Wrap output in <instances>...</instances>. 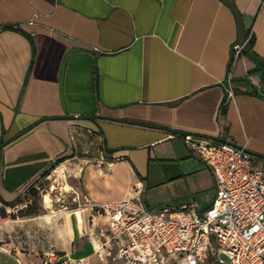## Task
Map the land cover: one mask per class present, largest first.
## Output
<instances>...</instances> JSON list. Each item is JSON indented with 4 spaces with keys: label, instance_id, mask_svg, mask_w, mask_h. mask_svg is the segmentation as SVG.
Returning a JSON list of instances; mask_svg holds the SVG:
<instances>
[{
    "label": "crops",
    "instance_id": "crops-1",
    "mask_svg": "<svg viewBox=\"0 0 264 264\" xmlns=\"http://www.w3.org/2000/svg\"><path fill=\"white\" fill-rule=\"evenodd\" d=\"M231 1L264 57V0ZM237 36L221 0H0V264H21V253L43 264L52 250L75 257L86 244L93 251L78 257L92 264L99 239L88 235H97V218L106 222L94 206L133 196L139 185L145 202L154 162L179 165L173 174L161 169L160 183L189 182L192 196L174 195L172 207L207 210L216 176L184 133L246 143L264 173V63L245 52L231 63ZM229 71L234 99L225 91ZM62 157L86 206L6 215ZM206 173L214 192L200 208L191 178ZM22 223L27 231L2 230ZM20 235L35 242L21 245Z\"/></svg>",
    "mask_w": 264,
    "mask_h": 264
},
{
    "label": "built area",
    "instance_id": "built-area-1",
    "mask_svg": "<svg viewBox=\"0 0 264 264\" xmlns=\"http://www.w3.org/2000/svg\"><path fill=\"white\" fill-rule=\"evenodd\" d=\"M247 41L255 39L249 28ZM231 63L243 53L232 45ZM225 91L234 99L229 71ZM185 144L214 172L217 191L211 206L195 204L149 209L142 185L135 195L102 202L94 209L106 216L98 230L97 254L102 264H264V173L253 165L246 143L181 135ZM104 154L101 152V159ZM45 264H91L88 257H73L52 250Z\"/></svg>",
    "mask_w": 264,
    "mask_h": 264
},
{
    "label": "rangeland",
    "instance_id": "rangeland-1",
    "mask_svg": "<svg viewBox=\"0 0 264 264\" xmlns=\"http://www.w3.org/2000/svg\"><path fill=\"white\" fill-rule=\"evenodd\" d=\"M178 167L179 165L175 163L161 165L160 167L158 165V162H154L151 167L152 174L154 176L152 177V181H150V185L147 188L148 194H146L145 196V198H147L145 202L149 209L158 210L166 206H175L176 202L173 198L174 195L177 196L181 193L189 196L191 195L189 193V182L185 179L186 177H180L178 180L175 179L174 181L177 182H173L169 185L160 183L162 182L159 179L161 178V169L162 171L164 170L165 172L173 174L178 171ZM194 175L195 176H192L191 178V183L195 188L193 190H195V192L196 190L198 191L197 194L194 195L196 196L197 202L201 206L200 208H206L210 204V200L212 199V195L214 192L213 189L204 187L206 186V184H208V180L210 179L209 173ZM75 177L74 165L71 166L69 164H66V162H56L50 168L47 174L39 175L22 190L17 202L11 204L10 208L7 209L6 215H22L31 211H34L36 213H44L47 212V210L56 209L70 212L72 210H80L81 208H84L86 206V200L83 197L82 193L78 190ZM158 180H160L159 183L157 182ZM46 195L49 198L47 202H45ZM99 218H97L96 220L98 226H96V228H98V230L105 225L102 217ZM28 227H30V223H22L19 224L18 227H16L15 225H9L2 228V230L16 232L22 230L27 231ZM40 233L44 232L42 231ZM88 237H92L93 240L95 239V241L98 242L97 235L95 233L93 235H88ZM32 238L33 236L25 238L23 235H20L19 242L21 245L27 246L35 242V240H33ZM36 238H38V236H36L35 239ZM83 243H88L87 236ZM96 245L98 246L97 243ZM84 248L85 251H83V249L75 251V257L82 256L88 253L90 254L93 251V248L92 246H90V244H86ZM20 258L21 264H35L33 260H35L36 257L34 256L30 257L26 256L25 253H21ZM103 259L104 258L100 257L98 254H91L92 264H100L101 261L103 262ZM45 260L46 258H44V261ZM43 264H45V262H43Z\"/></svg>",
    "mask_w": 264,
    "mask_h": 264
},
{
    "label": "water",
    "instance_id": "water-1",
    "mask_svg": "<svg viewBox=\"0 0 264 264\" xmlns=\"http://www.w3.org/2000/svg\"><path fill=\"white\" fill-rule=\"evenodd\" d=\"M221 1L223 3H225L232 10V12L235 16L236 23H237V31H238V36H237L236 42L242 46L243 52L247 53L251 58H253L259 62L264 63V57L257 54L252 49V43L247 41V39H246L247 32H246L245 26L243 24L241 14H240L239 10L237 9V7L235 6V4L233 3V1H231V0H221ZM219 141L225 142L223 140H219ZM0 148H1V146H0ZM4 210H5V208H4Z\"/></svg>",
    "mask_w": 264,
    "mask_h": 264
},
{
    "label": "trees",
    "instance_id": "trees-1",
    "mask_svg": "<svg viewBox=\"0 0 264 264\" xmlns=\"http://www.w3.org/2000/svg\"><path fill=\"white\" fill-rule=\"evenodd\" d=\"M254 40L251 41V43H253ZM66 159V157H62V158H59L56 162L60 163V162H63L64 160ZM55 164V163H54ZM52 164L48 169H46L43 173H41V175H45L49 172L50 168L54 165ZM10 204V203H9ZM34 214H39V212H34V211H31L29 213H26V214H22V216H29V215H34ZM61 253V252H60Z\"/></svg>",
    "mask_w": 264,
    "mask_h": 264
},
{
    "label": "bare ground",
    "instance_id": "bare-ground-1",
    "mask_svg": "<svg viewBox=\"0 0 264 264\" xmlns=\"http://www.w3.org/2000/svg\"><path fill=\"white\" fill-rule=\"evenodd\" d=\"M48 199H49V198H48V196L46 195V196H45V202H47V201H48Z\"/></svg>",
    "mask_w": 264,
    "mask_h": 264
}]
</instances>
